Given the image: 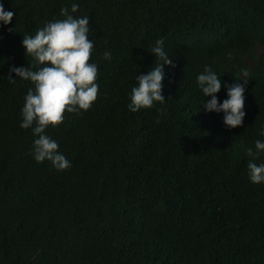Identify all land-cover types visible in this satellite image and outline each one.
<instances>
[{
	"label": "trees",
	"instance_id": "1",
	"mask_svg": "<svg viewBox=\"0 0 264 264\" xmlns=\"http://www.w3.org/2000/svg\"><path fill=\"white\" fill-rule=\"evenodd\" d=\"M0 4L14 13L0 21V264H264V183L251 182L246 152L264 141V0ZM61 7L89 17L99 95L46 129L71 162L58 171L34 159L38 136L20 127L34 85L9 68L32 65L23 37L63 19ZM157 40L172 60L166 101L132 112L136 76L163 64ZM205 66L222 82L218 102L225 83L249 80L241 126L204 110Z\"/></svg>",
	"mask_w": 264,
	"mask_h": 264
},
{
	"label": "clouds",
	"instance_id": "2",
	"mask_svg": "<svg viewBox=\"0 0 264 264\" xmlns=\"http://www.w3.org/2000/svg\"><path fill=\"white\" fill-rule=\"evenodd\" d=\"M78 8L79 5L73 3L71 13L77 12ZM60 15L64 18L49 21L34 36L23 37L25 55L32 57L33 63L26 67H10L9 72L34 85V89L30 88L25 96L20 124L23 129L31 128L33 135L38 136L33 142L34 159L38 163L48 160L55 169L63 171L71 167V162L58 151V143L46 134V129L63 123L66 112L78 114L92 107L99 95V85L96 83L99 69L97 64L90 62L95 45L88 38L89 17H74L68 7H61ZM13 16L12 11H5L3 4H0V21L9 24ZM163 43V40H157L155 46L150 48L163 64L159 63L147 74L136 76L138 86L131 89V102L128 105L132 112L166 101L162 95L163 65H171L172 60L163 50ZM103 58L111 59V53L105 52ZM238 80L243 83L223 85L228 98L218 102L215 94L222 87L219 76L208 66L197 76L203 96H211L204 104V110L223 112V123L228 128L241 126L246 115L244 92L249 80ZM8 82L15 80L9 76ZM158 111L163 112L164 109ZM261 135H264V130ZM255 149L256 152L252 148L246 149L247 155L252 158L247 167L251 182L260 184L264 183V163L258 165L254 161L264 151V141L256 140Z\"/></svg>",
	"mask_w": 264,
	"mask_h": 264
},
{
	"label": "rangeland",
	"instance_id": "3",
	"mask_svg": "<svg viewBox=\"0 0 264 264\" xmlns=\"http://www.w3.org/2000/svg\"><path fill=\"white\" fill-rule=\"evenodd\" d=\"M262 51V48H261V46L260 45H257L256 47H255V53H260Z\"/></svg>",
	"mask_w": 264,
	"mask_h": 264
}]
</instances>
